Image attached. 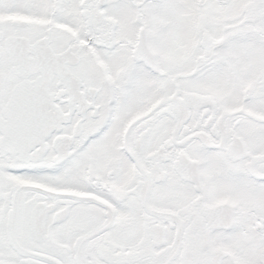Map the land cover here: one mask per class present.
<instances>
[{
  "label": "snow or ice",
  "instance_id": "obj_1",
  "mask_svg": "<svg viewBox=\"0 0 264 264\" xmlns=\"http://www.w3.org/2000/svg\"><path fill=\"white\" fill-rule=\"evenodd\" d=\"M0 264H264V0H0Z\"/></svg>",
  "mask_w": 264,
  "mask_h": 264
}]
</instances>
